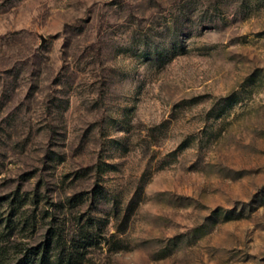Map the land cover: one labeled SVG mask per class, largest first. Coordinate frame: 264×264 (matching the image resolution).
I'll use <instances>...</instances> for the list:
<instances>
[{"label": "rangeland", "instance_id": "374dc122", "mask_svg": "<svg viewBox=\"0 0 264 264\" xmlns=\"http://www.w3.org/2000/svg\"><path fill=\"white\" fill-rule=\"evenodd\" d=\"M0 264H264V0H0Z\"/></svg>", "mask_w": 264, "mask_h": 264}, {"label": "trees", "instance_id": "16d2710c", "mask_svg": "<svg viewBox=\"0 0 264 264\" xmlns=\"http://www.w3.org/2000/svg\"><path fill=\"white\" fill-rule=\"evenodd\" d=\"M60 257H61V256L58 255L56 258H57L59 261H62V257H61V258H60ZM70 260H72V259H69V261H70ZM43 261H44V257H43V259H41V263H42Z\"/></svg>", "mask_w": 264, "mask_h": 264}]
</instances>
